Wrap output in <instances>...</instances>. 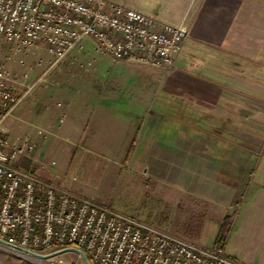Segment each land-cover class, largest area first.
<instances>
[{
    "label": "crops",
    "instance_id": "crops-1",
    "mask_svg": "<svg viewBox=\"0 0 264 264\" xmlns=\"http://www.w3.org/2000/svg\"><path fill=\"white\" fill-rule=\"evenodd\" d=\"M188 2L173 25L184 26L187 35L172 68L115 61L85 40L82 50H73L61 67L44 75L46 81L36 82L37 69L43 72L50 59L40 50L23 58L30 68L25 83L33 87L3 126L15 141L31 134V157L20 156L16 163L22 170L33 167L30 172L55 187L73 147L122 151L143 179L157 186L162 201H184L194 217H218V227L227 215L230 227L239 220L256 260L244 252L235 254L236 260L264 264V0ZM154 13L165 14L162 8ZM18 59L13 57L10 67L20 77ZM125 76L137 79L127 82ZM89 78L92 88L86 87ZM57 87L64 89L63 98L41 97L43 89ZM121 95L130 98L129 108L119 106ZM41 133L49 137L48 152H62L54 172L43 167L52 162L40 155ZM150 229L169 234L163 227ZM0 264L23 263L0 253Z\"/></svg>",
    "mask_w": 264,
    "mask_h": 264
},
{
    "label": "built area",
    "instance_id": "built-area-1",
    "mask_svg": "<svg viewBox=\"0 0 264 264\" xmlns=\"http://www.w3.org/2000/svg\"><path fill=\"white\" fill-rule=\"evenodd\" d=\"M186 35L184 26L161 22L117 0H0L1 251L34 256L43 264H243L230 258L222 244L198 247L153 231L20 169L17 159L32 155V136L25 133L15 141L3 126L33 87L25 83L27 56L43 50L50 57L36 82L46 81L44 75L61 67L73 50H82L85 40L115 61L170 69ZM13 57L23 68L20 77L12 74Z\"/></svg>",
    "mask_w": 264,
    "mask_h": 264
},
{
    "label": "rangeland",
    "instance_id": "rangeland-1",
    "mask_svg": "<svg viewBox=\"0 0 264 264\" xmlns=\"http://www.w3.org/2000/svg\"><path fill=\"white\" fill-rule=\"evenodd\" d=\"M117 1L122 3L125 1L129 7L139 8L143 14L162 19V21H166V23L172 25L178 22L181 15L185 13V7L189 3V0ZM158 8H162L165 14L160 17L157 16L154 10ZM46 65H48V61H46ZM44 71L42 72L37 69L36 78L42 76ZM133 79L137 78L134 76L123 77V80L127 82H132L134 81ZM88 80L86 87H94L91 79L89 78ZM145 80L147 81V79H142L141 83H144ZM137 82L140 81L138 80ZM80 88L84 90V86L81 85ZM128 91L130 90L128 89ZM64 96V89L60 90L59 87L51 91L43 89L41 95V97H55V99H61ZM118 102L119 106L124 108H129L131 105L130 98L123 97V95L120 96ZM41 134L40 137H37L36 141V144L39 142L37 147L40 148V155L49 157L51 159L49 162L56 163V165L48 163L43 167L54 172V168L57 165L59 166L62 152H48L47 140L49 137L45 138L43 133ZM69 155L68 164L63 169H58L60 175H58L56 187L63 191L77 196L80 194L79 197L81 196L82 198L104 205L121 216L138 223H143L149 229H154L155 226L163 227L169 233L164 234L183 242H189L198 247H207L225 242L226 251L232 252L233 257L226 253L230 258L236 260L235 254L244 252L246 255L249 254L248 256L252 257L253 260H256V256L254 257L252 254L251 245L247 243L246 238L242 235L243 233L239 232V220L234 218L231 227L229 220L228 227L220 230L219 227L223 219L219 220L218 227V223L215 224L218 217H194L190 215L187 208H184V201H162L159 198V193L156 191L157 186L143 179L139 170L131 166L129 161L125 160V154L122 151H118L117 153H92L73 147ZM30 170L34 171V168L30 167ZM208 220H213V223H206ZM0 253L9 258L12 256L16 260H19L20 263L29 264L17 256H8L1 250ZM71 256L73 254L67 255V257ZM236 261L246 264L238 259Z\"/></svg>",
    "mask_w": 264,
    "mask_h": 264
},
{
    "label": "trees",
    "instance_id": "trees-1",
    "mask_svg": "<svg viewBox=\"0 0 264 264\" xmlns=\"http://www.w3.org/2000/svg\"><path fill=\"white\" fill-rule=\"evenodd\" d=\"M180 48H182V43H181ZM229 220H230V216H229V215L225 216V217L223 218L222 224L220 225L219 229H220V230H223V229H225L226 227H228V225H229Z\"/></svg>",
    "mask_w": 264,
    "mask_h": 264
},
{
    "label": "bare ground",
    "instance_id": "bare-ground-1",
    "mask_svg": "<svg viewBox=\"0 0 264 264\" xmlns=\"http://www.w3.org/2000/svg\"><path fill=\"white\" fill-rule=\"evenodd\" d=\"M18 255H20V256H22V257H25V258H32V259H35V260H39V261H41L42 263L45 262V261H43L42 259L37 258V257H34V256H28V255H23V254H18Z\"/></svg>",
    "mask_w": 264,
    "mask_h": 264
}]
</instances>
